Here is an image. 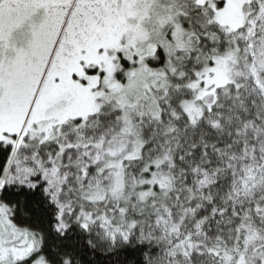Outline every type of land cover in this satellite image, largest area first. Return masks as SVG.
I'll list each match as a JSON object with an SVG mask.
<instances>
[{
  "label": "snow or ice",
  "instance_id": "6c2138e0",
  "mask_svg": "<svg viewBox=\"0 0 264 264\" xmlns=\"http://www.w3.org/2000/svg\"><path fill=\"white\" fill-rule=\"evenodd\" d=\"M0 264H264V0H0Z\"/></svg>",
  "mask_w": 264,
  "mask_h": 264
}]
</instances>
